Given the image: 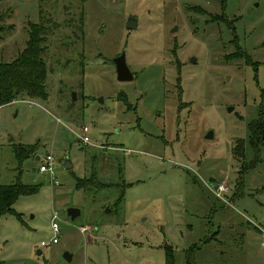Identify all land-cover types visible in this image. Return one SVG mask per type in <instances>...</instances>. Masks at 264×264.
I'll return each mask as SVG.
<instances>
[{
	"label": "rangeland",
	"instance_id": "rangeland-1",
	"mask_svg": "<svg viewBox=\"0 0 264 264\" xmlns=\"http://www.w3.org/2000/svg\"><path fill=\"white\" fill-rule=\"evenodd\" d=\"M31 25L48 98L0 105V184L39 187L13 203L19 218L0 216L2 262L165 264L171 246L186 264L195 245V264H264V146L256 156L247 128L264 111V0H0V62ZM122 52L132 80L117 79ZM20 145L39 158L19 161ZM46 153L53 177L39 171ZM92 169L119 185L76 188Z\"/></svg>",
	"mask_w": 264,
	"mask_h": 264
},
{
	"label": "trees",
	"instance_id": "trees-1",
	"mask_svg": "<svg viewBox=\"0 0 264 264\" xmlns=\"http://www.w3.org/2000/svg\"><path fill=\"white\" fill-rule=\"evenodd\" d=\"M223 6L224 0H219ZM199 11H204L199 8ZM219 15H216V17ZM43 33L38 26H32L28 33V39L25 47L17 54V56L8 62H0V105L10 103L19 97H28L30 99L46 100L48 98V90L46 87L47 68L45 60L42 57L44 46L42 45ZM249 131V144L254 149L256 156L260 147L264 146V111L260 110L255 119L251 120L247 125ZM236 146L239 151L236 150ZM234 146L233 154L238 157L243 155V141ZM35 145L33 146H16L13 147L14 154L19 161L34 155ZM118 173H121V167H118ZM239 185H242L243 177H239ZM117 186L118 183L111 181H101L95 169H92L88 177L76 178L75 187L78 189L86 187H95L102 189L109 186ZM38 185L23 184L18 179L9 185L0 184V216L9 212L15 214L19 218V214L15 213L12 205L20 195L35 193ZM122 194L119 195L117 203L121 202ZM191 245L187 250L185 263L195 264L193 247ZM174 263V251L171 246L165 248V264ZM0 264H4L0 259Z\"/></svg>",
	"mask_w": 264,
	"mask_h": 264
},
{
	"label": "water",
	"instance_id": "water-1",
	"mask_svg": "<svg viewBox=\"0 0 264 264\" xmlns=\"http://www.w3.org/2000/svg\"><path fill=\"white\" fill-rule=\"evenodd\" d=\"M126 28L129 29H135L136 28V20L132 18L128 19V23L126 24ZM191 62H195V57L190 58ZM114 67H115V72L117 79L120 81H127V80H132L133 79V74L130 71L129 67L126 64V59H125V54L122 52L119 54L116 58L113 59ZM76 94L73 92L72 93V100H75ZM212 136V132H208L206 135L207 138H210ZM36 159H38V156H36ZM71 167V164L68 161L64 162V168H69ZM67 214L71 218V220L75 219L76 216L79 215V210L74 207H70L67 209ZM64 258L66 261H69L71 258V254L69 252H64Z\"/></svg>",
	"mask_w": 264,
	"mask_h": 264
},
{
	"label": "built area",
	"instance_id": "built-area-1",
	"mask_svg": "<svg viewBox=\"0 0 264 264\" xmlns=\"http://www.w3.org/2000/svg\"><path fill=\"white\" fill-rule=\"evenodd\" d=\"M88 131H89V128L87 126H83L82 127V133L81 134H77V140H79V142L82 145H88L90 143V138H89V135H88ZM53 169H54L53 156L50 153H46L45 156H43L42 159H41V163L39 165V171L40 172H47L50 175H52L51 177H53ZM56 184H57V182H56ZM226 190H227V187H226L225 183H223V182L216 184V186L213 188L214 194L219 199H222V194L224 192H226ZM54 219H56L55 215L52 218L51 226H52V230L54 232V235H56L59 232V228H58L57 223L53 221ZM52 242L53 243L57 242V238L55 236L52 238ZM41 245H46V243L45 242H41Z\"/></svg>",
	"mask_w": 264,
	"mask_h": 264
},
{
	"label": "flooded vegetation",
	"instance_id": "flooded-vegetation-1",
	"mask_svg": "<svg viewBox=\"0 0 264 264\" xmlns=\"http://www.w3.org/2000/svg\"><path fill=\"white\" fill-rule=\"evenodd\" d=\"M133 17V19H135L136 20V27H137V18L134 16V15H132V14H129L128 16H127V18H126V24L128 23V19L129 18H132ZM126 24H125V27H126ZM127 29H129V28H127ZM136 29V28H135ZM133 30V29H132Z\"/></svg>",
	"mask_w": 264,
	"mask_h": 264
},
{
	"label": "crops",
	"instance_id": "crops-1",
	"mask_svg": "<svg viewBox=\"0 0 264 264\" xmlns=\"http://www.w3.org/2000/svg\"><path fill=\"white\" fill-rule=\"evenodd\" d=\"M36 157V156H35Z\"/></svg>",
	"mask_w": 264,
	"mask_h": 264
}]
</instances>
